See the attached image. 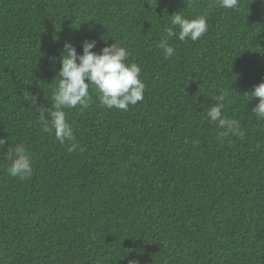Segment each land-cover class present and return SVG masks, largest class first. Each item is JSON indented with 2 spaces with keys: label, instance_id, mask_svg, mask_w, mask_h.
<instances>
[{
  "label": "trees",
  "instance_id": "1",
  "mask_svg": "<svg viewBox=\"0 0 264 264\" xmlns=\"http://www.w3.org/2000/svg\"><path fill=\"white\" fill-rule=\"evenodd\" d=\"M178 12L208 31L170 38L168 58L158 43ZM85 40L126 47L145 93L123 111L90 86L87 108L64 109L69 151L29 98L54 107L63 45L82 54ZM262 81V0H0V138L33 166L11 177L0 149V264H264V120L243 95ZM221 93L243 139H217L207 110Z\"/></svg>",
  "mask_w": 264,
  "mask_h": 264
},
{
  "label": "clouds",
  "instance_id": "2",
  "mask_svg": "<svg viewBox=\"0 0 264 264\" xmlns=\"http://www.w3.org/2000/svg\"><path fill=\"white\" fill-rule=\"evenodd\" d=\"M217 3L222 9L234 10L239 6V0H217ZM170 17L172 26L165 29V36L158 43V47L168 58L175 55V49L169 44L170 38L196 42L208 31V20L205 15L189 19L182 12H178ZM177 27L178 32L175 30ZM95 46L96 40L83 41L80 54L71 42H65L59 55L60 68L55 78L58 84L53 89L52 109L39 103L36 97H28L35 112L38 113L43 131L52 132L61 145L67 143L69 151L76 150L79 145L64 109L77 106L81 109L87 108L91 100L90 86L94 87L100 105L108 109L127 111L130 105L134 106L144 99L145 84L141 79V67L135 62H128L129 50L115 41L104 46L99 52L93 51ZM53 60L55 62V58ZM225 95L221 93L218 96H211L215 103L207 110V118L223 129L217 139L222 140L228 136L243 139L245 131L241 127V122L228 118L223 112ZM243 95L247 103L254 99L257 101L250 110L257 119L264 120V81ZM193 144L197 145L198 141L194 140ZM5 145L7 148L3 154L11 161L7 166L8 175L21 181L31 176L33 166L26 146L23 143L12 145L9 144L7 137L0 138V149H4ZM129 264L136 262L130 261Z\"/></svg>",
  "mask_w": 264,
  "mask_h": 264
}]
</instances>
